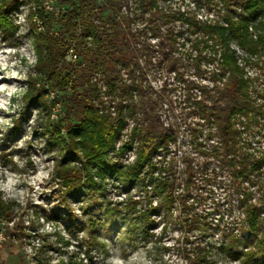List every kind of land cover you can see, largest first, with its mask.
<instances>
[{"label": "trees", "instance_id": "1", "mask_svg": "<svg viewBox=\"0 0 264 264\" xmlns=\"http://www.w3.org/2000/svg\"><path fill=\"white\" fill-rule=\"evenodd\" d=\"M28 1L0 0L3 35L17 30L14 13ZM196 1H204L216 15L201 20L194 12L163 10L156 0H54L51 9L46 0H32L29 20L37 61L25 100L42 105L50 114L55 105L61 106L63 116L49 118L44 131L59 146L56 175L63 187V203L105 192L107 177H114L127 189L143 190L149 199L145 210L137 209V201L126 207L135 225L148 234L156 225L154 215L172 216L173 209L179 208L177 222L185 229L188 243L192 232L199 230L203 235L211 227L194 205L202 198V188L217 179L216 171L213 177L208 173L207 160L213 158L229 174L230 196L237 193L243 214L242 233L227 234L228 242L219 253L239 264H258L264 259V183L260 180L264 153L252 152L245 134L264 131V89L257 85L258 76L248 75L246 68L264 71V0ZM176 24L194 37L186 53L180 50L186 45L180 42L184 31L177 30ZM70 50L77 55L75 63L66 60ZM204 64L212 69H203ZM187 68H193L197 78L209 73L212 86L186 78ZM156 70L174 74L183 84L187 116L197 120L189 122L188 133L204 159L201 170L186 155L182 174L177 158L166 160L170 146L177 144L179 126L167 127L161 120L162 97L147 83ZM51 93L56 94L53 101L46 98ZM130 123L129 140L117 148ZM205 125L210 129L208 136L218 141L201 149ZM131 150L136 155L133 162L110 158L111 153L121 157ZM256 185L262 195L253 200L251 189ZM152 197L159 198L155 206ZM65 213L70 227H78L69 206ZM50 217L58 220L63 214L51 211ZM12 219L11 204L0 198V224L9 239ZM30 236L21 232L17 241ZM182 250L184 264H209L211 252L206 247L199 244ZM2 257L0 249V262ZM35 263L48 264V260L37 256Z\"/></svg>", "mask_w": 264, "mask_h": 264}, {"label": "rangeland", "instance_id": "2", "mask_svg": "<svg viewBox=\"0 0 264 264\" xmlns=\"http://www.w3.org/2000/svg\"><path fill=\"white\" fill-rule=\"evenodd\" d=\"M31 1L20 5L14 13V23L18 25L14 33L3 35L0 31V86H3L0 89V198L11 204L13 212L9 224L10 239L5 234L6 228L0 224V249L3 250L0 264H36L37 256L48 260V264H184L186 259L182 248L199 244L210 250L209 264H239L219 253L220 246L228 242L227 234L242 233L243 214L237 205V193L230 196L229 174L213 158L207 160L208 173L216 171L217 179L212 185L202 188V198L194 205V211L201 214L211 227L203 235L199 230L192 232L188 243L184 240L185 229L177 222L179 208L173 209L172 216L154 215L152 218L156 225L148 234L135 225L134 215L126 212V207L131 201H137V209L145 210L150 206L149 199L143 190L137 187L127 189L114 177H107L105 192H96L91 198H71L68 205L63 203V187L56 175L59 146L52 144L51 135L44 131L49 118L55 120L60 114L63 116L61 106L55 105L50 114L42 105L28 104L25 100L37 61L36 43L29 20ZM156 1L163 10L194 12L201 20L213 18L217 13L216 10L210 13L204 1ZM53 2L46 0V7L51 9ZM131 4L134 7L133 2ZM176 28L185 30L179 24ZM183 33L180 42L186 45L180 50L186 53L194 37L185 34V31ZM233 48L240 56L243 55L238 47L233 45ZM66 60L76 62L68 57ZM202 67L207 71L212 69V65L204 64ZM246 71L248 75L258 76L257 85L264 89V71L256 66H249ZM208 76L209 73L197 78L193 68L186 71V78L212 86ZM147 83L162 97L161 120L167 127L179 126L177 144L170 146L166 160L173 156L177 158V170L182 174V157L186 155L194 160L195 169L201 170L204 159L192 146L188 133L189 122L197 120L187 116L183 84L174 74L163 70L151 72ZM99 86L106 92L102 81ZM55 96L51 93L46 98L53 101ZM131 126L132 123L125 129L117 148L129 140L127 134ZM202 130L199 147L204 149L216 145L217 138L208 136L209 126H203ZM245 138L250 142L252 152L264 153V131L247 133ZM114 155L110 154L111 160H120L125 164L133 162L136 157L133 150L121 157ZM161 157L160 153L155 162L160 163ZM260 180L264 183V174ZM251 190L253 200L261 197L262 190L258 185ZM151 202L155 206L159 198L152 197ZM67 206L78 221V227H70L64 218ZM51 211L60 212L63 217L54 220L50 217ZM21 232L31 236L24 237L19 243L17 235ZM239 249L243 250L244 245H240ZM258 264H264V259H260Z\"/></svg>", "mask_w": 264, "mask_h": 264}, {"label": "built area", "instance_id": "3", "mask_svg": "<svg viewBox=\"0 0 264 264\" xmlns=\"http://www.w3.org/2000/svg\"><path fill=\"white\" fill-rule=\"evenodd\" d=\"M67 57L68 59L73 60V61L77 59V55L72 50L68 52Z\"/></svg>", "mask_w": 264, "mask_h": 264}, {"label": "clouds", "instance_id": "4", "mask_svg": "<svg viewBox=\"0 0 264 264\" xmlns=\"http://www.w3.org/2000/svg\"><path fill=\"white\" fill-rule=\"evenodd\" d=\"M3 88V86H0V89H2Z\"/></svg>", "mask_w": 264, "mask_h": 264}]
</instances>
